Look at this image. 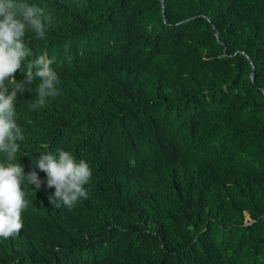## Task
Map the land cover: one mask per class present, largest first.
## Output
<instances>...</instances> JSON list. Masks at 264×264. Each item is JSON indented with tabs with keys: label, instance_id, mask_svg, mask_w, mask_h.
Returning a JSON list of instances; mask_svg holds the SVG:
<instances>
[{
	"label": "trees",
	"instance_id": "obj_1",
	"mask_svg": "<svg viewBox=\"0 0 264 264\" xmlns=\"http://www.w3.org/2000/svg\"><path fill=\"white\" fill-rule=\"evenodd\" d=\"M27 2L53 13L25 42L59 95L17 94L16 162L41 187L0 264H264V0ZM58 150L92 170L71 209L36 165Z\"/></svg>",
	"mask_w": 264,
	"mask_h": 264
},
{
	"label": "clouds",
	"instance_id": "obj_2",
	"mask_svg": "<svg viewBox=\"0 0 264 264\" xmlns=\"http://www.w3.org/2000/svg\"><path fill=\"white\" fill-rule=\"evenodd\" d=\"M52 19L53 13L47 6L30 4L27 0H0V238L5 240L19 236L24 227L22 213L30 201L23 185L41 187L37 173L32 171L26 176L16 162L18 141L24 139V134L17 123L15 101L17 94L25 91V84L37 80L33 110L42 107L47 98L59 95L60 77L52 67L54 59L46 54L32 58L33 52L25 42L28 31L34 32L37 39H44L46 26ZM22 65L26 74L24 84L14 79ZM36 165L47 175L46 186L55 189L48 197L53 206L71 209L79 199L88 198L85 185L92 170L86 161H77L70 151L58 150L57 154H40Z\"/></svg>",
	"mask_w": 264,
	"mask_h": 264
},
{
	"label": "water",
	"instance_id": "obj_3",
	"mask_svg": "<svg viewBox=\"0 0 264 264\" xmlns=\"http://www.w3.org/2000/svg\"><path fill=\"white\" fill-rule=\"evenodd\" d=\"M251 79L253 80V70L251 71Z\"/></svg>",
	"mask_w": 264,
	"mask_h": 264
}]
</instances>
